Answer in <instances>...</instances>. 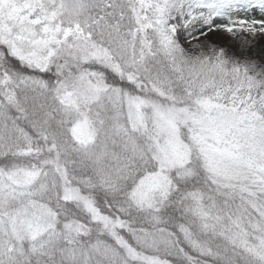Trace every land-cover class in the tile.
<instances>
[{"label":"snow or ice","instance_id":"snow-or-ice-1","mask_svg":"<svg viewBox=\"0 0 264 264\" xmlns=\"http://www.w3.org/2000/svg\"><path fill=\"white\" fill-rule=\"evenodd\" d=\"M0 264H264V0H0Z\"/></svg>","mask_w":264,"mask_h":264}]
</instances>
